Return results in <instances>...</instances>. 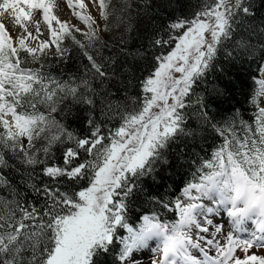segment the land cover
<instances>
[{"label": "snow or ice", "instance_id": "1", "mask_svg": "<svg viewBox=\"0 0 264 264\" xmlns=\"http://www.w3.org/2000/svg\"><path fill=\"white\" fill-rule=\"evenodd\" d=\"M65 3L85 27L61 19L58 0H0V264H264V79L251 121L221 110L232 81L220 58L256 55L250 40H234L238 30L264 38L253 0H197L187 11L181 0ZM157 5H175L163 24ZM111 18L124 34L105 55ZM145 19L144 43L130 52L125 37ZM73 49L87 61L83 74L53 75ZM145 63L138 95L115 99L136 78L129 64ZM212 72L225 86L202 94ZM69 106L87 113L80 132L57 119ZM209 138L222 142L179 196L149 190L175 166L169 157L184 158L173 146ZM144 203L178 218L132 220Z\"/></svg>", "mask_w": 264, "mask_h": 264}, {"label": "trees", "instance_id": "2", "mask_svg": "<svg viewBox=\"0 0 264 264\" xmlns=\"http://www.w3.org/2000/svg\"><path fill=\"white\" fill-rule=\"evenodd\" d=\"M196 2L197 0H181V4L186 11ZM174 7L175 5L168 6L166 8L157 5L156 10H158V15L156 23L163 24L166 22L169 19V14L173 12ZM253 10L255 12V17L252 21L253 25L264 26V5H262L261 0H253ZM117 24L118 21L115 18H111V30L108 31L107 34L102 35L103 39L112 46L107 52L104 53L105 55L114 53L121 46L119 38L124 34V27H118ZM148 26L147 19H145L143 22H141V30L138 33H134L131 37H125V43L127 44V48L130 52H134L137 48H140L141 44L144 43L143 28ZM240 39L250 40L252 44L257 46V52L255 56L240 55L236 58L234 63L229 62L228 64H225L223 57L220 58V66L227 68L232 81L231 85L229 86L230 100L221 106V110L224 113L223 118H230L233 112L239 110L244 119L251 121V118L255 113V108L250 101L253 94L259 88L257 81L260 74L259 67L261 64H264V52L259 51V45L261 40L264 38L260 37L259 35H252L251 33L238 30L237 34L234 36V40ZM229 50H232L231 46ZM86 63L87 61L79 53V51L73 49L66 62H61L59 64L53 62L52 67L48 68V70L51 71L53 75L66 79L69 75L76 76L83 74V66ZM129 67L133 68L136 78L131 79V86L125 87L123 92L117 94L115 99L122 100L125 94L130 97H135L139 93L138 80L143 78V75L145 74L143 69H146L148 65L146 63L143 65L136 64L133 67L132 64H129ZM216 85H220L221 87L225 86L219 74L217 72H212L207 76L204 83L200 86V91L202 94H205V89L208 92H211ZM112 91L115 92V89H112ZM69 107L71 108V114H69L68 109H65L63 113L57 116V119H60L63 123H65V125L69 127V130L80 132L86 127L83 118L87 115V113H82L78 107ZM113 123H115V121H113ZM221 142L222 141L220 138H209L207 141H201L199 146L193 145L191 143L185 145L182 142L179 144V147L173 146L172 152L176 153L183 151L185 153L184 158L177 162L173 160L172 157H169L170 163L174 164L175 166L168 167L166 169L161 168L160 173L163 179L159 180V182L156 184H153L149 180L147 181L146 186H150L149 190L153 193H168L166 199L173 200L175 195L179 192V189L190 179H192L191 174L199 166L200 159L210 158L211 153ZM192 152L198 154L197 156L193 157L196 159L197 163L181 168L180 165L187 164V161L192 156ZM145 211H156L163 219L175 220L174 212L149 205L148 203H144L143 205H134L131 219L136 220V217ZM136 222L138 223L139 221ZM112 261L113 257L105 258V264H112Z\"/></svg>", "mask_w": 264, "mask_h": 264}, {"label": "rangeland", "instance_id": "3", "mask_svg": "<svg viewBox=\"0 0 264 264\" xmlns=\"http://www.w3.org/2000/svg\"><path fill=\"white\" fill-rule=\"evenodd\" d=\"M58 2H59V9H58V13L57 14L61 17V19L70 20L73 24H77L80 27H85L82 24V22L79 21V19L73 15L72 10L67 8L65 0H58ZM90 10H92V9H90ZM92 14L94 16H96V18L99 20L98 13L95 10H92ZM8 23H9V26H10V31H12L13 34H15L18 31V29L14 25L11 24V21H8ZM101 23H103V22L101 21ZM107 33L108 32H104V33H102V35H105ZM261 77H262L261 79H264V74H261ZM263 105H264V102H262L261 106H263Z\"/></svg>", "mask_w": 264, "mask_h": 264}, {"label": "bare ground", "instance_id": "4", "mask_svg": "<svg viewBox=\"0 0 264 264\" xmlns=\"http://www.w3.org/2000/svg\"><path fill=\"white\" fill-rule=\"evenodd\" d=\"M89 9H91V5H89ZM264 106V105H263ZM226 219V218H225ZM227 226V225H226ZM250 230H251V227H250ZM195 254V253H194ZM142 255L144 256V257H148L149 255H151V253L150 252H148V251H144L143 253H142Z\"/></svg>", "mask_w": 264, "mask_h": 264}]
</instances>
